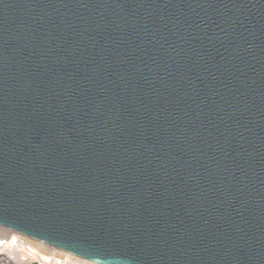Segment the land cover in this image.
Returning <instances> with one entry per match:
<instances>
[{"label":"water","instance_id":"water-1","mask_svg":"<svg viewBox=\"0 0 264 264\" xmlns=\"http://www.w3.org/2000/svg\"><path fill=\"white\" fill-rule=\"evenodd\" d=\"M0 224L264 264V0H0Z\"/></svg>","mask_w":264,"mask_h":264},{"label":"built area","instance_id":"built-area-1","mask_svg":"<svg viewBox=\"0 0 264 264\" xmlns=\"http://www.w3.org/2000/svg\"><path fill=\"white\" fill-rule=\"evenodd\" d=\"M0 264H99L0 224Z\"/></svg>","mask_w":264,"mask_h":264}]
</instances>
